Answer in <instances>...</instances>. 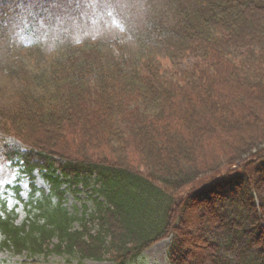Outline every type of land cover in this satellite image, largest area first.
Listing matches in <instances>:
<instances>
[{
  "label": "trees",
  "instance_id": "obj_1",
  "mask_svg": "<svg viewBox=\"0 0 264 264\" xmlns=\"http://www.w3.org/2000/svg\"><path fill=\"white\" fill-rule=\"evenodd\" d=\"M71 1L0 0V30L14 12L49 20ZM37 54L0 103V133L25 148L1 155L46 171L52 189L21 225L2 207L0 247L130 264L170 239L168 264H264V0L208 1L149 23L134 46ZM90 180L93 209L68 213L61 183Z\"/></svg>",
  "mask_w": 264,
  "mask_h": 264
},
{
  "label": "rangeland",
  "instance_id": "obj_2",
  "mask_svg": "<svg viewBox=\"0 0 264 264\" xmlns=\"http://www.w3.org/2000/svg\"><path fill=\"white\" fill-rule=\"evenodd\" d=\"M208 1L218 0H77L71 1V6H68H74L73 9L59 15L54 13L55 17L49 20H41L29 11L14 12L9 15V24L3 23L4 29L0 30V103H11L18 81L24 78L22 65L32 66L39 55L37 53L55 55L87 41L99 40L107 43L119 40L134 46L135 40L146 31L149 23L164 22L173 26L184 15L199 11ZM105 51L106 59H110L113 51L116 53L118 49ZM195 63L194 57L184 60L179 66L180 71L191 69ZM5 145L21 149L25 146L13 136L0 133V211L6 207L8 212L16 215V224L21 225L36 212L34 205L41 200L42 194H51L52 185L46 178V171L36 170L29 175L22 166L6 161L1 155V147ZM93 189V181L87 187L62 182V206L68 213L83 217L86 211L90 212L94 207L96 195ZM53 204H58L55 199ZM170 243V239L161 241L130 264H168ZM0 264L110 263L83 260L78 255H16L0 247Z\"/></svg>",
  "mask_w": 264,
  "mask_h": 264
}]
</instances>
